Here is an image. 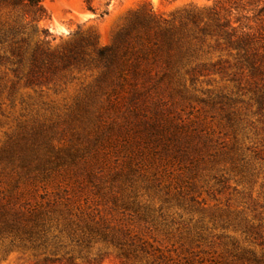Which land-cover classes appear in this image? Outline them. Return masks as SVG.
Segmentation results:
<instances>
[{"label": "rangeland", "instance_id": "rangeland-1", "mask_svg": "<svg viewBox=\"0 0 264 264\" xmlns=\"http://www.w3.org/2000/svg\"><path fill=\"white\" fill-rule=\"evenodd\" d=\"M44 6V47L84 61L29 83L0 45V264H264V0ZM193 9L230 42L189 25L181 62L98 59L137 15L179 29Z\"/></svg>", "mask_w": 264, "mask_h": 264}, {"label": "trees", "instance_id": "trees-1", "mask_svg": "<svg viewBox=\"0 0 264 264\" xmlns=\"http://www.w3.org/2000/svg\"><path fill=\"white\" fill-rule=\"evenodd\" d=\"M9 11L10 20L0 24V45L9 47L13 64L18 68L27 64V82L39 83L47 80L50 74H54L61 67L69 68L79 66L84 61V55L69 51V53H58L44 47V42L48 39V30L40 28V24L49 20V14L44 6V0H0V12ZM90 11L92 7H89ZM184 22L176 29L174 25L167 21H158L153 15H137L130 28L120 34L116 47L96 50L98 59L105 63V68L111 67L116 59V48L121 46L124 50L123 60L128 64L131 59L139 63L146 61L151 56V49L167 57L168 61L178 59L183 61L189 54L184 51L182 45L186 35L183 31L189 26L199 30L202 37L210 36L227 40L230 42L232 35L224 32L229 27L228 23H222L218 19L203 17L202 12L195 9L185 13ZM203 25V27H201ZM82 43L75 44L81 47ZM95 47L94 42L88 40L87 43ZM233 45V44H232ZM234 46L238 50H243V41H237ZM153 53V52H152ZM137 65V64H135ZM252 66V64H251ZM205 66H198L187 73H201ZM15 218L13 221H17ZM123 239L129 234H123ZM111 244L119 252V257L126 260L130 255L137 252L149 254L150 250L144 244L136 246L134 243H122L118 238H111ZM158 259H161L160 257ZM153 264V263H152Z\"/></svg>", "mask_w": 264, "mask_h": 264}]
</instances>
